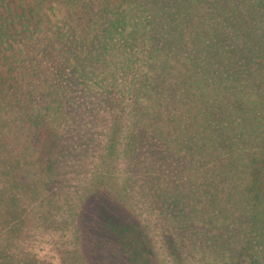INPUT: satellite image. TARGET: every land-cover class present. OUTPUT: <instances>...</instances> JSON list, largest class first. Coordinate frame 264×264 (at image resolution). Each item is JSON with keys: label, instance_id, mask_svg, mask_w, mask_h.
I'll list each match as a JSON object with an SVG mask.
<instances>
[{"label": "trees", "instance_id": "trees-1", "mask_svg": "<svg viewBox=\"0 0 264 264\" xmlns=\"http://www.w3.org/2000/svg\"><path fill=\"white\" fill-rule=\"evenodd\" d=\"M263 14L264 0L250 7L237 0H0V264H14L10 235L26 225L44 185L53 196H77L63 186L68 176L59 181L60 146L62 161L71 162L86 145L92 168L109 172L84 198L119 185L117 198L130 200L131 180L118 183L116 170L134 166L140 153L185 163L186 177L208 187L210 208L220 182L210 180L217 166L208 163L227 173L235 162L254 168L251 191L260 195L264 150H241L253 133L242 104L255 97L264 105L263 90L248 84V75L262 79L257 70H264ZM230 100L241 107L236 122L217 116ZM81 132L106 139L93 147L79 142L87 138ZM181 196L195 198L189 189ZM259 237L231 238L229 259L264 257Z\"/></svg>", "mask_w": 264, "mask_h": 264}, {"label": "rangeland", "instance_id": "rangeland-1", "mask_svg": "<svg viewBox=\"0 0 264 264\" xmlns=\"http://www.w3.org/2000/svg\"><path fill=\"white\" fill-rule=\"evenodd\" d=\"M237 1L250 7L257 0ZM231 2L234 8L235 3ZM257 72L262 79L257 80L259 75H248V84L256 86L253 92L263 90L264 96V70ZM238 74L243 79L247 71ZM228 103L222 112H217V116H228L230 121L236 122L240 118L238 109L241 107L238 102L233 105L232 100ZM247 103L246 106L241 103L242 110L247 111V120L253 126L250 132L253 133L247 136L241 151L247 153L255 147L262 151L264 105L261 108L256 105L255 97ZM88 134L81 132L88 139L81 138L79 142L90 143L94 147L106 139L105 132ZM62 148L59 147L57 158L60 161L56 172L61 183L65 177L61 178L68 176L70 180L67 178L63 186L66 191L75 189L77 196L65 197L61 190L53 196L47 185L42 187V197L26 214V225L10 235L9 239L14 242L12 245H16L10 252L14 256V264H240L241 261L232 262L228 257V248L232 246L229 240L233 238L234 242L239 240L237 244H242L245 232L251 236L257 234L259 240L262 238L258 250L264 256V191L260 195H253L251 191L257 174L254 168L243 170L235 162L237 167L232 173H227L228 169L219 166V162L208 163V167L217 166L212 168L213 178L210 180L220 182V187L215 186L211 191L216 206L210 208L208 187L193 184L186 177L185 163L172 165V160L163 161L159 156L140 153L134 166H122L116 170L122 175L118 183L131 180L133 193L128 195L130 200L126 199V203L115 195L119 185L102 187L103 191L98 196H80L91 193L102 182L99 177L106 178L109 172L105 168H92L96 161L91 155L85 156L86 152L91 154L86 145H79V150L85 152L84 156L76 155L71 162L62 161ZM261 155L264 158V152ZM262 175L264 182V169ZM242 178H246V182L243 183ZM41 184H36V188ZM187 189L195 195L194 199L181 196ZM182 191L184 193H180ZM256 199L259 200V212L254 215ZM205 207L213 212L214 222L211 224ZM194 218L199 219L192 222ZM255 228L256 233H253ZM221 234H225L224 238L218 236ZM205 251L210 255L208 259L201 257ZM261 258L254 261L252 256H246L241 264H264V257Z\"/></svg>", "mask_w": 264, "mask_h": 264}]
</instances>
